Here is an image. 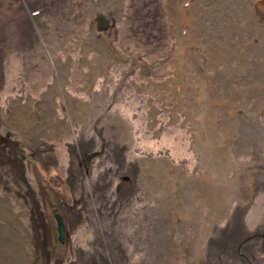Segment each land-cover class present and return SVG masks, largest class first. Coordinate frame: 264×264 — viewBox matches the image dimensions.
<instances>
[{
  "label": "rangeland",
  "instance_id": "rangeland-1",
  "mask_svg": "<svg viewBox=\"0 0 264 264\" xmlns=\"http://www.w3.org/2000/svg\"><path fill=\"white\" fill-rule=\"evenodd\" d=\"M0 197V264H264V0H0Z\"/></svg>",
  "mask_w": 264,
  "mask_h": 264
},
{
  "label": "bare ground",
  "instance_id": "bare-ground-1",
  "mask_svg": "<svg viewBox=\"0 0 264 264\" xmlns=\"http://www.w3.org/2000/svg\"><path fill=\"white\" fill-rule=\"evenodd\" d=\"M85 1H91L94 4L98 3L99 0H85ZM108 6V5H107ZM112 9V7H110ZM108 20L111 22L114 21L116 15H112V13H108ZM106 17V16H105ZM107 18V17H106ZM103 18H100L99 21H103ZM95 28V27H94ZM99 33V32H98ZM108 34L104 35L105 37ZM0 217L3 218V220H6L8 222V226L2 225L0 223V238L3 236L10 237L9 240H12L14 243H20L23 245L24 237L20 234V229H25L21 220L18 217V214H16L13 210V205L10 202V200L6 197H0ZM23 261H30V255L27 252H24V260Z\"/></svg>",
  "mask_w": 264,
  "mask_h": 264
},
{
  "label": "crops",
  "instance_id": "crops-1",
  "mask_svg": "<svg viewBox=\"0 0 264 264\" xmlns=\"http://www.w3.org/2000/svg\"><path fill=\"white\" fill-rule=\"evenodd\" d=\"M28 101H29V99L27 100V102L25 104H23V102H21L20 100L17 103H12L10 105L11 111L13 113H15L18 108H25V106L27 105ZM71 105L74 107L76 113L80 114V116L81 115L84 116V113L87 111V108H86L87 104L84 101L76 98L75 96H71L69 94H66V101L64 102V106H65V109H66V115H72V113H74V109L72 108ZM51 118H52V123L51 124L45 123L47 125L44 126V129L45 128L50 129L51 135H52V134H55V133L59 132V130L62 127L59 126V122L56 119V117L53 116ZM42 124H43V122L37 121L36 122V128H38V126H41ZM68 126H69V123L66 122V128ZM41 130H43V129L41 128ZM66 131H68V129H66ZM39 132H40V129H39Z\"/></svg>",
  "mask_w": 264,
  "mask_h": 264
},
{
  "label": "water",
  "instance_id": "water-1",
  "mask_svg": "<svg viewBox=\"0 0 264 264\" xmlns=\"http://www.w3.org/2000/svg\"><path fill=\"white\" fill-rule=\"evenodd\" d=\"M54 217H55L57 225H58L59 239L61 241H64L65 232H66V223H65L64 216L60 212H56L54 214Z\"/></svg>",
  "mask_w": 264,
  "mask_h": 264
}]
</instances>
